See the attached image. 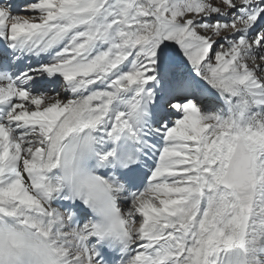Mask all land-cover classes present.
Returning <instances> with one entry per match:
<instances>
[{
  "label": "snow or ice",
  "instance_id": "6c2138e0",
  "mask_svg": "<svg viewBox=\"0 0 264 264\" xmlns=\"http://www.w3.org/2000/svg\"><path fill=\"white\" fill-rule=\"evenodd\" d=\"M0 264H264V0H0Z\"/></svg>",
  "mask_w": 264,
  "mask_h": 264
}]
</instances>
